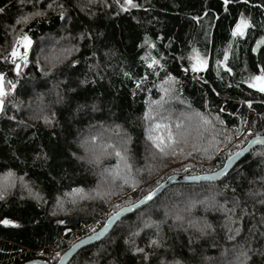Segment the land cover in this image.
Returning <instances> with one entry per match:
<instances>
[{
	"label": "trees",
	"instance_id": "trees-1",
	"mask_svg": "<svg viewBox=\"0 0 264 264\" xmlns=\"http://www.w3.org/2000/svg\"><path fill=\"white\" fill-rule=\"evenodd\" d=\"M57 2L64 5L63 9L55 4L48 9L52 0H40L35 7V0L24 4L0 0V7L5 8L0 13V58L10 53L21 29L33 41L29 63L21 67L20 76L9 71L11 64L0 63L6 80L17 85L0 113V178L8 171L16 177V186L6 200L0 201V220L18 225L0 224V262L14 257L15 264L35 259L55 264L72 246L70 240L76 232H84L86 237L104 225V221L97 223L98 214L120 195L132 189L112 215L135 204L193 161L210 163L201 167L208 171L191 172L189 176L212 172L216 160L222 167L236 152H227L235 138L241 140L244 135L243 148L251 138L264 135V94L245 83L264 67V45L258 53L254 51L264 38V0H250L248 5L232 0L227 10L223 0H134L139 7L127 11L115 0H96L91 5L88 0ZM36 8L45 15L15 25L16 19ZM61 11L64 19L60 18ZM242 13L254 27L243 38H234L231 29ZM193 16L201 17L199 23L191 19ZM145 37L155 49L144 44ZM193 48L208 59L207 70L198 74L182 71L190 63L187 56ZM141 57H163L164 69H157L158 76L153 74ZM218 61L231 68V74ZM168 73L178 83L165 95L161 87L168 86L163 84ZM144 76L147 80L137 89L136 82ZM84 79L89 83L80 86ZM58 93L65 98L64 103H57ZM161 97L163 106L156 108L153 102ZM246 101L252 102L251 109L256 112L251 119ZM93 104L98 110H92ZM77 106H81L78 114ZM150 108L155 109V120L144 118ZM44 116L55 123L46 125ZM201 117L211 124H203ZM154 122L166 123L174 132L180 124L182 130L191 132L188 145L181 146L183 155L161 158L156 153L146 139L147 129ZM125 133L131 137L129 162L135 188L131 180L127 184L122 179L113 182L104 171L116 165L114 155L101 167L74 158L73 154L88 159L100 144L120 146ZM93 136L97 137L96 144L91 142ZM45 153L47 162L38 158ZM24 184L42 199H34ZM73 188H83L93 198H77L72 204L68 202L72 196L65 193L70 194ZM259 193H264V147L255 148L219 182L172 185L151 204L122 219L103 241L82 249L69 264H159L160 258L171 260L174 255H182L186 264H201L202 256L212 258L206 264H237L240 251L249 247L264 250V236L260 235L264 232V205L258 203L264 196ZM58 197L64 201L63 207L57 204ZM236 201L240 202L236 216L241 209L248 215L241 221V234L229 240L222 226L231 214L227 210ZM177 215L184 218L183 223L175 219ZM189 220H207L216 228L214 234L193 245L195 257L187 242L198 233L189 226ZM92 223L98 224L95 230L81 232ZM146 225H159L164 248L146 247L157 231L155 226ZM134 232L139 235L133 236ZM125 241H135L146 252L156 254L144 261L132 254ZM249 255L250 264H264V258Z\"/></svg>",
	"mask_w": 264,
	"mask_h": 264
},
{
	"label": "snow or ice",
	"instance_id": "snow-or-ice-1",
	"mask_svg": "<svg viewBox=\"0 0 264 264\" xmlns=\"http://www.w3.org/2000/svg\"><path fill=\"white\" fill-rule=\"evenodd\" d=\"M27 2H33V0H27ZM96 0H88L89 5L95 3ZM117 4L120 5L121 10L127 11L129 8H136L139 7L138 4L134 3V0H115ZM232 0H223V4L225 6V10H227V5L231 3ZM239 2L248 5L250 3V0H239ZM21 4L26 3V0H20ZM40 3V0H35V4ZM56 5V7H59L63 9L64 5L57 2V0H52V3L47 4L48 9H52L53 5ZM255 7H260V5H255ZM5 11V8L0 7V13H3ZM45 15V12L40 10L39 8H36V10L32 11L28 15H22L20 18L15 20V25H21V24H27L31 19L36 17H43ZM207 15V13H205ZM60 18L64 19V12H60ZM192 20L199 23L201 17L199 16H193L191 18ZM254 25L251 23L249 18H247L243 13L240 15V17L236 20L234 27L231 29V36L234 38H243L247 31L250 30ZM20 35H17L15 38V41L12 45V49L10 53L7 56H3L0 58V63H7L11 64L12 67L9 69V71L15 72L16 76L21 75V67H27L29 63V50L32 47L33 41L31 37L26 33L23 32V29H21ZM88 39H91L92 37L89 35L87 37ZM144 44H146L149 48L155 49L156 45L154 43H151L147 37L144 39ZM23 49V51H21ZM71 51V50H69ZM142 60H147L146 57H141ZM161 57L160 59H157L155 57L151 58L150 60H147V68L150 69L153 74L159 75V70L164 69V65L161 63ZM178 59H183V57H179ZM188 61L190 62L187 67H183L182 71L185 73L191 71L194 74H198L200 72H203L207 70L208 68V59L206 56L201 55V53L196 49L193 48L192 52L187 56ZM228 59L227 52L224 55V60L226 61ZM218 64H220L222 67H224V70L231 74V68L227 67L223 61H218ZM37 66L39 64L37 63ZM75 66V62H73V67ZM124 75L127 77L129 74L127 72L124 73ZM7 73L3 70H0V113H3L5 111V100L6 97H8L10 94H12L16 88L17 85L12 80L8 79L6 80ZM147 80V76L141 77L136 82V88L140 89L143 87L144 82ZM89 83L87 79L81 80L79 82L80 86H85ZM94 84L95 81H92ZM178 83L176 78L171 75V73L166 74L163 84L168 85L167 87H161V91L165 95H169L174 91V88L172 87L173 84ZM248 88L254 89L255 91L264 94V67H261L259 70L258 75H253L249 77L247 81ZM228 87H231V85H228ZM70 91L75 92V88H71ZM65 98L63 96H60L58 93V100L57 103H64ZM164 103V98L161 97L160 101H154L153 104L156 106V108H161ZM247 106L249 109L252 108V102L246 101ZM92 110L96 111L98 110V106L93 104ZM223 110V109H221ZM76 113L78 114L81 111V106H77ZM155 111V109L150 108L148 112H145L144 118L145 119H151L155 120V116L152 115V113ZM52 117H55V113H52ZM75 118V117H73ZM264 118V117H262ZM44 123L46 125H53L55 123L54 119L44 116ZM219 119V117H217ZM201 120L203 124L208 125L211 124V120L201 117ZM223 123V121H220ZM197 133H199V129L196 130ZM251 134V133H250ZM191 136L190 131H184L182 130V125L177 124L176 125V131L174 132L172 128L163 122H154L151 124V126L147 129V135L146 139L151 143V146L156 150V153H159L160 157H167L169 155H183L184 154V147H186L189 143V137ZM97 137L93 136L91 138L92 144H96ZM131 141V137L125 133L124 137H122L120 146H117L113 143H106V144H100L98 148H94L91 150V155L88 159H85V157H75L74 158L84 161L87 164L94 165L96 167H101L103 164V161L105 159L111 158L113 155L116 157L117 163L112 168H104V171L108 173V175L113 177V182L115 179H122L125 184L129 183L131 180L133 188L136 186V180L131 176L132 173V164L129 162V148L128 144ZM260 142V141H257ZM83 143H87V141H84ZM251 143V141L249 142ZM184 147H181V146ZM83 146V144H82ZM194 146V145H193ZM111 150V151H109ZM87 151V149H86ZM243 151V149H241ZM236 155H239L237 153ZM155 157V153L153 154ZM43 159L45 162L48 161L49 156L45 153L42 157H38ZM231 159V157H230ZM122 165V167H121ZM227 167V165H225ZM19 180L23 183V177H19ZM16 186V177L15 173L12 171H8L4 177L0 178V201H4L7 199V197L10 195V191L12 188ZM25 189L29 192L30 195L33 196L34 199L40 200L42 199L39 195V193H33V190L31 187H29L27 184H24ZM227 187V185H225ZM235 192V189L232 190ZM110 194V193H109ZM72 196V199L68 202L72 204L77 203V198L80 200L83 199H91L93 198L91 194L85 193L83 188H73L72 192L65 193V196ZM97 196L101 195L99 192L96 193ZM153 192L149 191L147 195L143 198V200L140 201V204H147L148 201L153 200ZM258 195L264 196V193H259ZM261 205H264V199H261L258 201ZM57 204L60 207H63L64 201H62L59 197L57 198ZM140 204L135 205V207H139ZM240 208V202L236 201L234 204V207L232 209H228L227 212L231 213L230 215H227V222L222 227H225L227 230V239L229 240H235L237 236H239L243 230L241 221L244 219L246 215H248L247 211L245 209H241V214L239 216H236V209ZM125 211L124 209L121 210V212ZM55 215V213H53ZM121 213H116V216L119 217ZM235 217V218H234ZM177 221H180L183 223L184 218L182 216L177 215L175 217ZM262 224H264V218H262ZM59 223H63L62 221H59ZM0 224H3L5 226L12 225L14 227H18V225L13 224L12 221L8 219L0 220ZM188 224L190 227H194L196 233H198V236L190 237L187 242V247L189 249V252L191 256L195 257L197 253V249L193 246L196 244L200 239L206 238L209 235H212L215 233L216 228L215 226L208 222L207 220H204L203 222H193L191 220L188 221ZM235 225V227H233ZM155 226L157 228L156 236L153 239H150L147 242L146 247L152 248L154 250H159L165 247V241L160 238L159 234V225H146V227H153ZM107 227V225H105ZM251 231V230H250ZM133 236L139 235L138 232H134L132 234ZM261 236H264V232L260 233ZM125 243L130 244V250L133 255H139L142 260L149 261L152 256L156 254L155 251L152 253L146 252L145 248H141L135 244V241H125ZM167 251V249H165ZM249 252L252 253V255H259L260 257L264 258V250L262 249H253L249 247L247 250H242L237 254V264H250L252 260V256L249 255ZM43 255V253H41ZM58 255V254H57ZM212 258L208 256H202L201 264H206V262L210 261ZM159 264H186V261L181 256L174 255L171 260H167L165 258L159 259Z\"/></svg>",
	"mask_w": 264,
	"mask_h": 264
},
{
	"label": "water",
	"instance_id": "water-1",
	"mask_svg": "<svg viewBox=\"0 0 264 264\" xmlns=\"http://www.w3.org/2000/svg\"><path fill=\"white\" fill-rule=\"evenodd\" d=\"M264 45V38H261L255 45L254 51L258 53L259 50ZM251 141V143H249ZM260 141V142H257ZM249 142L242 149L243 151L238 150L233 155L225 161L224 165L216 172L201 174V175H192V176H183L181 174H175L168 177L164 182L159 184L153 192V200L148 201L147 204H140V201L143 200L142 197L138 202L130 206L124 207L125 211L121 212L120 209L116 213H121L119 217L116 216V213L109 217L105 224L97 231L91 233L90 235L82 238L81 240L74 243L70 249H68L55 264H69L72 259L84 248L95 245L103 241L115 228V226L125 217L133 214L137 210H140L149 204H151L155 199H157L162 193H164L169 187L175 184H201V183H216L224 179L247 155L250 154L255 148L264 147V135L256 136L249 140ZM239 153V155H236ZM227 165V167H225ZM140 204L137 208L135 205ZM107 225V227H105ZM24 264H50L46 261L35 259L28 261Z\"/></svg>",
	"mask_w": 264,
	"mask_h": 264
},
{
	"label": "rangeland",
	"instance_id": "rangeland-1",
	"mask_svg": "<svg viewBox=\"0 0 264 264\" xmlns=\"http://www.w3.org/2000/svg\"><path fill=\"white\" fill-rule=\"evenodd\" d=\"M246 17H248V16H246ZM23 51V50H22ZM22 68H24V66H22ZM240 135V134H239ZM241 137V136H240ZM245 140V137H244V135L241 137V140L239 139V138H235L234 139V141H233V143L227 148V152H228V154L229 153H231V152H233V151H238V150H240V149H242L241 148V145H242V142ZM234 154V153H233ZM232 153H231V155H233ZM231 155H229V157L231 156ZM215 159V158H214ZM194 163H197V164H201V165H209V163L210 162H197V161H193V162H191L190 164H188L186 167H184L183 169H188V170H190V168L193 166V164ZM225 163V162H224ZM179 170H181V169H179ZM201 171H203L202 169H201ZM218 171V170H217ZM179 172V171H178ZM191 172H194L195 173V170H191ZM216 172V171H215ZM211 173H213V172H211ZM204 174H208V173H204ZM194 175H197V174H194ZM132 194V189L129 191V192H126L125 194H123V195H120L117 199H115L113 202H111V203H109V205H107L106 207H105V209L102 211V212H100L99 214H98V216H97V218H96V220H98V224H100L101 223V221H104V222H106L108 219H109V217L106 219V216L108 215V214H110L111 216H112V213H113V211L115 210V207L116 206H118L119 205V203L124 199V198H127V196H129V195H131ZM14 224V223H13ZM94 223H92L91 225H89V226H87V227H84L83 228V230H81V232L82 231H86L87 230V232L86 233H88L89 231H93V230H95L96 228H97V226L96 225H98V224H95V225H93ZM105 224V223H104ZM101 228V227H100ZM99 228V229H100ZM99 229H97V230H99ZM96 230V231H97ZM95 232V231H94ZM83 233L84 232H82V233H78V232H76L75 234H76V236L75 237H73L70 241L72 242V245L74 244V243H76L75 241L77 240V241H79V240H81L82 239V237H83ZM85 233V234H86ZM84 238V237H83Z\"/></svg>",
	"mask_w": 264,
	"mask_h": 264
},
{
	"label": "built area",
	"instance_id": "built-area-1",
	"mask_svg": "<svg viewBox=\"0 0 264 264\" xmlns=\"http://www.w3.org/2000/svg\"><path fill=\"white\" fill-rule=\"evenodd\" d=\"M256 115V112L253 110V109H250L249 111H248V115H247V117H248V119H251V118H253L254 116ZM207 166L208 165H200V164H197V163H194L193 164V166L190 168V170H188V169H184V170H182L181 171V173H179V174H181V175H183V176H189L190 174H191V170L193 169V170H195V173H200L201 172V167H205V168H207ZM221 168V165H220V161H218V160H216L215 161V163H214V165L211 167V169L213 170L212 172H215V171H217V170H219ZM207 170V169H206ZM206 170H203V171H206ZM210 170V169H209ZM208 171V170H207ZM208 173H211V172H208ZM197 175H200V174H197ZM111 215L110 214H108L107 216H106V219L108 218V217H110ZM0 264H15V258L13 257V258H9V259H7V260H4L3 262H0Z\"/></svg>",
	"mask_w": 264,
	"mask_h": 264
},
{
	"label": "bare ground",
	"instance_id": "bare-ground-1",
	"mask_svg": "<svg viewBox=\"0 0 264 264\" xmlns=\"http://www.w3.org/2000/svg\"><path fill=\"white\" fill-rule=\"evenodd\" d=\"M206 163V162H205ZM221 169V168H220ZM62 256V255H61ZM60 259V258H59ZM44 261V260H43ZM59 261V260H58Z\"/></svg>",
	"mask_w": 264,
	"mask_h": 264
}]
</instances>
